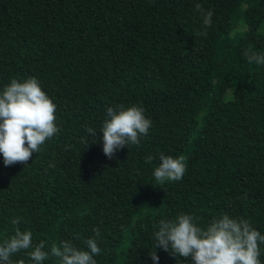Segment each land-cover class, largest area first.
I'll list each match as a JSON object with an SVG mask.
<instances>
[{"label": "trees", "instance_id": "1", "mask_svg": "<svg viewBox=\"0 0 264 264\" xmlns=\"http://www.w3.org/2000/svg\"><path fill=\"white\" fill-rule=\"evenodd\" d=\"M247 49L264 54V0H0V94L35 77L59 129L27 164L0 154V244L17 227L32 233L12 264H34L41 240L50 253L63 241L87 251L89 238L96 264H194L155 248L159 222L181 213L201 228L244 219L264 235V64ZM133 105L149 132L109 159L107 108ZM160 153L186 164L164 189L153 186Z\"/></svg>", "mask_w": 264, "mask_h": 264}, {"label": "clouds", "instance_id": "2", "mask_svg": "<svg viewBox=\"0 0 264 264\" xmlns=\"http://www.w3.org/2000/svg\"><path fill=\"white\" fill-rule=\"evenodd\" d=\"M195 7L204 16L203 24L210 27L213 13L205 12L199 3ZM243 55L250 64H264V54L247 49ZM55 112L56 105L35 77L23 82L13 79L4 88L0 94V154L5 166L27 164L32 154L39 152L45 141L58 133ZM150 127L151 120L146 118L141 107L121 106L119 110L108 107L107 118L100 129L104 155L112 159L117 150L138 145L140 137L146 136ZM86 131L92 137L97 136L93 128ZM152 159V156L147 157V162ZM159 159L161 163L153 172L157 184L153 186L164 189L165 182L183 178L186 172L183 157L173 158L160 153ZM12 223L16 225L19 221L13 220ZM94 232L96 236L100 235L99 229ZM154 235L155 248L158 246L174 257H190L194 264H260L258 241L264 243V235L252 228L248 221L232 219L228 215L214 220L207 228H201L194 224L191 215L181 213L175 220H161ZM85 243L87 251L63 241L60 246L52 244L49 253L44 251L45 242L41 240L28 255L34 264H40L49 255L58 258L59 264H96L93 256L101 252L97 241L89 238ZM32 247V233L17 227L15 234L0 244V264H12L13 254ZM149 255L153 261L159 260L155 250Z\"/></svg>", "mask_w": 264, "mask_h": 264}]
</instances>
